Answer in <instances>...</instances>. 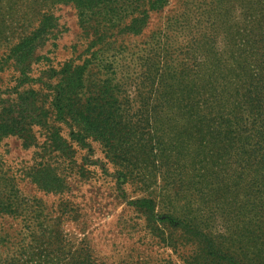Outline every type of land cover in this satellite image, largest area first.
<instances>
[{
  "label": "trees",
  "instance_id": "obj_1",
  "mask_svg": "<svg viewBox=\"0 0 264 264\" xmlns=\"http://www.w3.org/2000/svg\"><path fill=\"white\" fill-rule=\"evenodd\" d=\"M59 2L95 13V49L100 46L95 61L104 64L116 57L105 54L110 30L124 24L125 30L140 33L151 13L171 0H0V73L10 62L29 60L48 34L51 8ZM208 5L211 17L205 21L213 33L200 40L192 36L189 50L180 52L192 54L193 63L180 59L174 66L166 44L158 41L142 56L144 90L112 92L120 86L110 78L95 96V108L73 98L77 82L82 84V67L54 71L61 78L52 87V112L38 106L34 89L16 92L19 103L0 98V142L14 134L35 138L31 132L41 128L52 146L65 147L62 127L53 123L69 119L80 127L71 135L95 136L123 181L140 183L143 194L135 206L150 230L176 222L207 264H264V0ZM187 16L180 14L178 21L204 22ZM27 66L21 70L25 77ZM180 200H186L183 206L176 203ZM160 206L168 211L159 213ZM2 215L24 219L29 241L15 250L29 260L8 264H116L92 254L84 238L63 231L60 217L50 221L0 175ZM134 263L150 264L147 259Z\"/></svg>",
  "mask_w": 264,
  "mask_h": 264
},
{
  "label": "rangeland",
  "instance_id": "obj_2",
  "mask_svg": "<svg viewBox=\"0 0 264 264\" xmlns=\"http://www.w3.org/2000/svg\"><path fill=\"white\" fill-rule=\"evenodd\" d=\"M211 1L171 0L163 10L152 12L147 25L137 34L125 30L124 24L113 28L110 30L113 34L111 45L105 54H116V57L109 59L113 63L104 64L95 61V50L100 48L95 49V30L99 26L95 22V13L83 14L74 3H56L51 8L49 32L43 41L35 44L29 60L21 64L10 62L0 73V98L6 99L5 104L19 103L16 92L34 89L38 92V106L52 112V87L61 78L53 73L70 67L83 68L82 84L77 82L78 95L73 96L76 103L95 108V96L110 78H116L112 83L120 86V89H111L112 92L134 95L144 90L141 85L145 68L142 56L156 47L158 41L166 44L174 66L180 59L193 63L192 54L185 56L180 52L189 50L192 36L200 40L203 34L213 33L215 28L210 21H205L211 17L207 12ZM182 13L204 22L189 26L178 21ZM217 45H224L222 33ZM113 47L115 49L111 50ZM26 66L25 77L21 70ZM51 116L54 114L51 113L49 118ZM53 124L62 127L67 142L65 147L64 144L58 148L52 146L47 141L45 129L41 128L31 132L35 138L29 137L28 133L14 134L0 142V175L10 178L20 193L40 208L50 221L60 217L65 233L84 238L92 254L116 264L143 259L150 264H167L165 261L207 264L202 260L203 253L195 240L180 230L176 222L160 223L158 232L150 230L135 206L143 194L140 183L123 181L120 170L106 158L104 148L95 136L71 135L72 130L77 132L80 127L69 119ZM43 181L49 182L51 187H44ZM185 202L176 203L183 206ZM167 211L163 206L158 207L159 213ZM25 224L21 217L0 216V264L29 260L27 254H16L15 251L29 242Z\"/></svg>",
  "mask_w": 264,
  "mask_h": 264
}]
</instances>
